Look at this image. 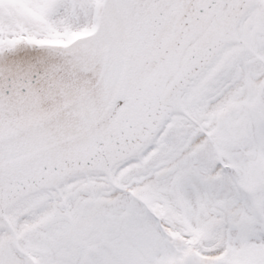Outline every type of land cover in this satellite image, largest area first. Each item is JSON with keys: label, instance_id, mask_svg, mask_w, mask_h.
Segmentation results:
<instances>
[{"label": "snow or ice", "instance_id": "obj_1", "mask_svg": "<svg viewBox=\"0 0 264 264\" xmlns=\"http://www.w3.org/2000/svg\"><path fill=\"white\" fill-rule=\"evenodd\" d=\"M0 264H264V0H0Z\"/></svg>", "mask_w": 264, "mask_h": 264}]
</instances>
